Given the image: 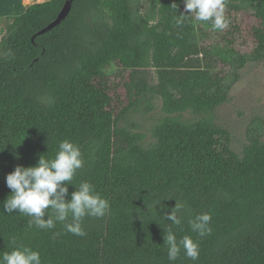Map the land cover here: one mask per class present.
Segmentation results:
<instances>
[{"label": "trees", "instance_id": "trees-1", "mask_svg": "<svg viewBox=\"0 0 264 264\" xmlns=\"http://www.w3.org/2000/svg\"><path fill=\"white\" fill-rule=\"evenodd\" d=\"M181 14L184 0H49L5 19L0 255L24 245L42 264H264V127L239 154L216 117L243 69L264 60V0H226L222 31L192 16L177 24ZM158 108L147 133L137 117ZM65 139L84 160L66 200L88 181L110 202L105 216L83 218V236L65 230L71 217L39 229L4 211L6 176L55 158ZM176 204L179 226L166 218ZM202 213L204 237L189 224ZM169 227L199 243L198 260L183 250L168 260Z\"/></svg>", "mask_w": 264, "mask_h": 264}, {"label": "clouds", "instance_id": "clouds-1", "mask_svg": "<svg viewBox=\"0 0 264 264\" xmlns=\"http://www.w3.org/2000/svg\"><path fill=\"white\" fill-rule=\"evenodd\" d=\"M184 3L185 13L190 11V14H181L177 24L192 16L195 21L211 22L213 30L222 31L230 23L225 15L226 0H184ZM83 165L81 148L69 139L59 143L55 158L47 159L41 155L36 166L17 165L6 176L11 194L4 201V211L13 213L18 210L20 214L31 217L29 226L35 225L39 229H53L57 222L63 223L71 217V222L64 223L65 230L77 236L85 235L83 218L105 216L110 210V202L88 181L75 186L70 201L66 200L68 185H73L74 176ZM180 208L176 204L170 214H166L167 220L176 226L182 222L177 215ZM46 211L49 215L47 220L43 219ZM210 221L211 214L202 213L189 220V224L193 232L204 237L211 234ZM164 245L170 262L178 259L181 250L192 261L199 258V243L188 235L178 239L171 227L165 230ZM0 264H42L41 253L20 245L10 252L4 251L0 255Z\"/></svg>", "mask_w": 264, "mask_h": 264}, {"label": "rangeland", "instance_id": "rangeland-1", "mask_svg": "<svg viewBox=\"0 0 264 264\" xmlns=\"http://www.w3.org/2000/svg\"><path fill=\"white\" fill-rule=\"evenodd\" d=\"M2 27L0 26V36ZM116 70L117 67L112 64L106 73L114 75ZM160 114L161 110L158 108L148 115L140 114L137 118L149 133ZM216 117L217 122L230 132L232 148L241 154L248 143L249 134L260 126L264 127V60L249 63L243 69L241 79L231 90L229 101L218 108Z\"/></svg>", "mask_w": 264, "mask_h": 264}, {"label": "crops", "instance_id": "crops-1", "mask_svg": "<svg viewBox=\"0 0 264 264\" xmlns=\"http://www.w3.org/2000/svg\"><path fill=\"white\" fill-rule=\"evenodd\" d=\"M46 1L49 0H0V26L4 25L7 17L20 15L24 13L29 6Z\"/></svg>", "mask_w": 264, "mask_h": 264}, {"label": "water", "instance_id": "water-1", "mask_svg": "<svg viewBox=\"0 0 264 264\" xmlns=\"http://www.w3.org/2000/svg\"><path fill=\"white\" fill-rule=\"evenodd\" d=\"M69 11H70V5H67L64 8V10L60 13V15L58 16V18L54 22H52L48 27H46L45 29H43L42 32H45V31L53 28L54 26L59 25L66 18V16L68 15Z\"/></svg>", "mask_w": 264, "mask_h": 264}]
</instances>
